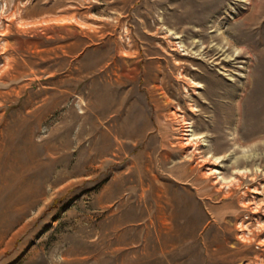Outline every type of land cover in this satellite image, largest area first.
Returning a JSON list of instances; mask_svg holds the SVG:
<instances>
[{"label":"rangeland","instance_id":"obj_1","mask_svg":"<svg viewBox=\"0 0 264 264\" xmlns=\"http://www.w3.org/2000/svg\"><path fill=\"white\" fill-rule=\"evenodd\" d=\"M0 264H264V0H0Z\"/></svg>","mask_w":264,"mask_h":264},{"label":"bare ground","instance_id":"obj_2","mask_svg":"<svg viewBox=\"0 0 264 264\" xmlns=\"http://www.w3.org/2000/svg\"><path fill=\"white\" fill-rule=\"evenodd\" d=\"M197 87V86H196ZM199 88H201V86H199ZM189 132H190V130H189ZM188 142V144H190V140H187ZM218 160H216V162H217ZM211 173H213V174H218V171H216V170H212V172Z\"/></svg>","mask_w":264,"mask_h":264}]
</instances>
